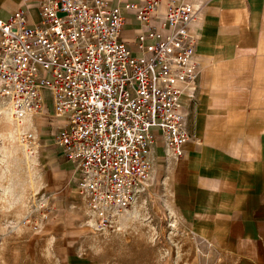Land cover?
<instances>
[{"label": "built area", "instance_id": "obj_1", "mask_svg": "<svg viewBox=\"0 0 264 264\" xmlns=\"http://www.w3.org/2000/svg\"><path fill=\"white\" fill-rule=\"evenodd\" d=\"M160 0L125 7L145 25ZM40 20L17 10L0 20V96L12 117L61 119L54 143L77 169V189L98 228L115 226L146 189L152 130L166 152L182 155L190 139L182 95L196 90L199 7L170 1L162 35H121L124 19L106 0H42ZM23 141H32L29 132Z\"/></svg>", "mask_w": 264, "mask_h": 264}, {"label": "crops", "instance_id": "obj_2", "mask_svg": "<svg viewBox=\"0 0 264 264\" xmlns=\"http://www.w3.org/2000/svg\"><path fill=\"white\" fill-rule=\"evenodd\" d=\"M40 1L0 0V20L24 10L37 23ZM106 1L120 9L121 38L133 50L149 26L167 32L170 1L200 5L190 26L197 35L196 90L182 95L190 139L172 157L153 129L152 170L196 244L187 264H264V0H160L147 25L125 7L143 0ZM25 120L34 128L47 122L38 114ZM50 124L57 129L64 121Z\"/></svg>", "mask_w": 264, "mask_h": 264}, {"label": "rangeland", "instance_id": "obj_3", "mask_svg": "<svg viewBox=\"0 0 264 264\" xmlns=\"http://www.w3.org/2000/svg\"><path fill=\"white\" fill-rule=\"evenodd\" d=\"M45 119L42 128L18 122L0 96V264H187L196 255L154 168L117 224L98 228ZM25 132L32 141L21 139Z\"/></svg>", "mask_w": 264, "mask_h": 264}]
</instances>
